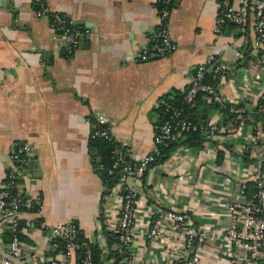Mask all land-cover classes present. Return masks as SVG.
<instances>
[{"label":"crops","instance_id":"obj_1","mask_svg":"<svg viewBox=\"0 0 264 264\" xmlns=\"http://www.w3.org/2000/svg\"><path fill=\"white\" fill-rule=\"evenodd\" d=\"M32 1L0 0V183L12 142L29 140L36 150L18 192L41 206L36 214L23 211L22 217L74 222L90 241L100 243L110 264L102 224L115 230L121 200L115 189L103 194L102 177L89 160L88 115L104 116L131 159L149 153L160 101L173 89L183 91L196 65L215 51L226 65L218 91L250 113L211 108L207 122L220 129L201 146H178L167 159L150 165L139 182L128 175L127 186L139 190L130 249L133 264H183L191 253L192 264H241L242 247H231L225 235L231 221L227 206L242 198L240 185L256 180L264 162L258 111L264 63L254 31L241 32L229 23L216 33L220 0H175L168 26L177 49L164 57L137 59L139 49L151 46L156 0H46L90 31L66 57L48 17L37 16ZM191 107L195 114L205 106L198 96ZM157 207L187 214L206 234L204 241L184 250V238L170 219L149 237ZM3 237L9 238L8 231ZM22 237L40 251H51L49 230L37 222Z\"/></svg>","mask_w":264,"mask_h":264},{"label":"built area","instance_id":"obj_2","mask_svg":"<svg viewBox=\"0 0 264 264\" xmlns=\"http://www.w3.org/2000/svg\"><path fill=\"white\" fill-rule=\"evenodd\" d=\"M175 0H156L161 4L157 8V23L148 32L151 46L142 47L137 51V59H150L164 57L177 49V44L171 36L168 19ZM34 11L37 16L48 17L49 25L59 39L63 55L72 56L78 49L83 37L90 31L85 26H80L77 20L67 14L51 9L46 0H33ZM219 10L215 18V32L219 33L228 23L237 26L241 32L249 29L254 31V46L264 45V0H220ZM254 16L252 22L251 17ZM259 59L264 63V49H260ZM226 67L215 51H210L205 59L198 63L189 79L182 101L192 104L198 93L220 105L226 103L218 91L217 81L222 70ZM207 77L210 80H207ZM168 117L162 119L159 113L154 121L153 148L145 155L135 156L131 160H123L118 149L115 150L112 167L120 166L122 173L120 179L111 188L117 191L121 200L120 211L115 231L119 239L130 251L126 264H133L131 244L133 241V227L137 217L138 188L136 185L127 186L128 175H134L136 182L146 172L149 164L154 161L159 147L180 136L183 132L204 129L212 134L220 129L217 124H195L182 116L183 106L174 105L166 100H161ZM246 109L233 104L230 111L242 115ZM261 120L264 125V92L258 105ZM96 120L105 123L103 115L94 116ZM225 130V127L222 128ZM109 135L106 130L100 132ZM36 156L34 145L29 140L12 142L9 149V164L6 167L3 180L0 183V264H91V251L87 240L79 239V226L71 221H61L49 224L38 217H22L23 211L38 213L40 201L23 197L18 192L20 177L24 174L30 161ZM264 164V162L261 164ZM110 169V170H111ZM257 188L253 197L256 202L246 198L244 193L245 183L240 185L242 198L232 201L227 206L231 221L226 227V242L232 246L242 247L241 264H264V172L262 168L257 174ZM152 225L148 229V236L156 237L161 230L164 219L173 221L176 234L184 238V250L194 248L193 240L200 245L206 234L197 230L192 219L185 213L157 207L154 212ZM36 222L49 230L51 237V251L44 252L27 243L22 233L33 229ZM8 231L9 238L3 237V232ZM64 244V248L58 250ZM84 247V253L79 261L75 260V250ZM54 251V252H53ZM196 261L195 255L185 259L183 264H192ZM233 264V260L231 261Z\"/></svg>","mask_w":264,"mask_h":264},{"label":"trees","instance_id":"obj_3","mask_svg":"<svg viewBox=\"0 0 264 264\" xmlns=\"http://www.w3.org/2000/svg\"><path fill=\"white\" fill-rule=\"evenodd\" d=\"M33 2V1H32ZM33 6L35 4L33 2ZM157 8H161V4H157ZM229 24V23H228ZM232 24V23H231ZM80 26L82 24L79 23ZM226 26V25H225ZM261 49H264V45L261 46ZM207 80L210 78L207 77ZM185 90V89H184ZM184 90L179 92L178 90H171L167 94H165L164 100L173 103L174 105H181L183 106L182 116L186 118L191 123H195L197 125L204 124L206 125L208 122V115L209 110L211 108H222L226 111L230 110V106L233 105L232 103L226 102L224 105H220L215 101H211L209 103L203 101L202 95L200 93L197 94L195 99L199 96L201 98L202 104H204V109L198 113L193 114L194 107H191L192 104H185L182 101V96ZM204 94V93H202ZM158 109L160 110V114L162 119H166L168 117V112H166L162 106L159 104ZM261 115V114H260ZM90 120V131L88 136V155L89 160L93 166V168L99 172L102 177L103 184L105 186V190L103 194L107 193L116 182L120 179L122 169L120 166L112 167L114 162L115 150L118 149L119 153L123 157L122 159L125 161L131 160V158L126 154V146L120 143L112 134L110 125L108 123H101L95 119L94 115H88ZM102 130H106L109 135H103L100 132ZM208 132L204 131V129H194L183 132L180 136L176 137L175 139L169 141L166 145L159 147V152L156 154L154 161H152L150 165H153L158 162H162L167 159L170 154L180 145H190V146H201L205 140L209 138ZM221 156V152H218V157ZM148 166V167H149ZM262 170L264 172V164L262 165ZM111 169V170H110ZM145 174V173H144ZM143 174V175H144ZM142 175V176H143ZM257 181L256 180H249L245 182V194L249 200L255 199L253 194L257 188ZM103 232L105 235L106 245L108 246V253L105 258H112L110 264H126V259L129 257L130 251L126 247L123 242L119 239V234L115 230H110L106 227L105 223L102 224ZM80 230V229H79ZM79 239L87 240L89 243V249L91 251V264H106L103 258V249L99 242L90 241L82 231L80 230ZM194 247H196L197 241L196 239L193 240ZM64 248V244L58 248L61 250ZM84 253V247L77 248L75 250V260L79 263ZM193 256V253L190 254V258Z\"/></svg>","mask_w":264,"mask_h":264}]
</instances>
